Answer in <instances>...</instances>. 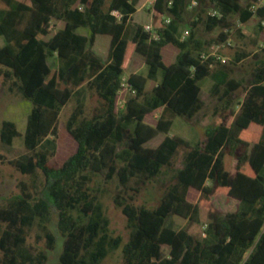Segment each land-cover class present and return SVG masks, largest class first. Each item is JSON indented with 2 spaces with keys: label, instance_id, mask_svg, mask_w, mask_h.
Returning a JSON list of instances; mask_svg holds the SVG:
<instances>
[{
  "label": "trees",
  "instance_id": "obj_1",
  "mask_svg": "<svg viewBox=\"0 0 264 264\" xmlns=\"http://www.w3.org/2000/svg\"><path fill=\"white\" fill-rule=\"evenodd\" d=\"M136 1L0 0V86L30 102L22 132L0 120V143L19 136L25 149L11 158L0 153L22 176L19 192L0 203V264L44 263L45 252L27 236L35 228V240L54 247L51 207L61 237L56 264H105L117 249L115 264H264V58L252 53L256 60L243 80L232 73L249 53L239 49L221 63L207 52L231 34L244 36L232 17L240 24L256 20L248 37L264 51V9L196 0L185 22L189 0H151L152 38L143 24L131 23ZM181 24L188 31L182 40ZM198 24L207 32L217 28L216 37H197ZM98 36L107 40L104 52ZM134 53L147 72L124 76ZM203 77L214 99L204 139L168 135L174 116L189 120L202 109ZM87 95L96 102L89 113ZM71 99L64 131L72 146L58 158L59 113ZM158 133L157 143L145 144ZM164 169L173 181L156 204H135L134 196ZM97 175L115 183L111 201L125 217V240L110 230L100 190L90 184ZM215 196L235 200L234 209H216ZM169 214L199 228L166 224Z\"/></svg>",
  "mask_w": 264,
  "mask_h": 264
},
{
  "label": "rangeland",
  "instance_id": "obj_2",
  "mask_svg": "<svg viewBox=\"0 0 264 264\" xmlns=\"http://www.w3.org/2000/svg\"><path fill=\"white\" fill-rule=\"evenodd\" d=\"M149 0H137L136 1V11L132 14L131 23H151L152 17L148 11ZM196 12V7L187 9L185 22L192 19ZM232 21H236L235 17L231 18ZM186 24V23H185ZM185 24H181L180 30L183 29ZM240 30L243 33V37H237L235 34L229 35L230 44L224 46L220 49V53L226 58V62H229L234 56L235 52L239 49L244 50L249 53L248 56L242 58L235 66L232 76L237 79H247L251 69L253 68V62L258 58H264V51H260L258 47L252 44L248 37V33L254 34L257 30L256 20H249L242 25L239 24ZM80 33L87 34L86 28H79L77 30ZM218 29L215 28L211 31H205L201 24L197 25L196 35L203 40L214 39L217 35ZM97 43L100 45L102 52L105 51L107 40L105 37L98 36ZM214 44V43H213ZM212 44V45H213ZM210 49V47H209ZM208 49V50H209ZM256 52L258 57L253 59L252 53ZM48 64L51 67L56 66V59L54 56L48 57ZM134 71L140 74H146L147 67L143 63L142 58L137 53H134L130 59V62L124 71V76L127 73ZM159 79V73L155 75ZM211 80L209 77H203L199 80V96L202 99L204 105L202 109L195 115V117L186 120L181 116H174L172 119V124L170 126L168 135L176 134L181 136L191 143L196 141H202L204 139V126L211 121V109L214 104V99L209 96V87ZM239 93V90H238ZM120 97L118 96V99ZM73 99L69 100L65 105L62 106L59 113V120L57 125V136L55 137V151L56 157L66 153V151L71 147V142L64 131V120L68 115L70 109L73 106ZM85 112L89 113L91 107L96 103L95 98L89 95L85 99ZM30 102L20 95L18 90L14 87L11 89L7 86H0V120L5 118L14 122L17 130L23 131L26 114L29 110ZM163 137L162 133H158L154 138L146 142L148 146H152L157 143ZM25 149L22 145L21 137H14L11 145H3L0 143V153H2L6 158H11L24 153ZM179 164H177L178 166ZM22 179L21 174L15 170L12 166L5 162H1L0 159V203H3L6 198L19 192L18 183ZM173 181L172 170H165L162 174L155 180L146 184L135 196L133 202L135 204H144L148 207L154 206L157 199L163 190V188ZM91 186L98 188L100 191L99 198L101 200L104 211L109 219V228L114 235H120L122 240L127 237V231L125 228V217L120 212L119 208L115 207L111 201V193L115 190L114 182H105L101 176H93L91 181ZM213 204L221 212L228 210H233L236 202L235 200L224 198L221 196L213 197ZM51 223L50 228L55 234V245L52 249H47L44 247L43 240H35V228L29 231L27 236V243L32 245L36 250H43L46 254V259L43 264H56L57 255L61 249V237L55 226L56 214L53 207H51ZM165 223H172L175 228L179 227H191L198 229L199 226L196 224H190L184 218L176 216L174 214H169L165 219ZM119 256V249L115 250L111 255L107 256L104 260L105 264H115Z\"/></svg>",
  "mask_w": 264,
  "mask_h": 264
},
{
  "label": "built area",
  "instance_id": "obj_3",
  "mask_svg": "<svg viewBox=\"0 0 264 264\" xmlns=\"http://www.w3.org/2000/svg\"><path fill=\"white\" fill-rule=\"evenodd\" d=\"M242 4H245L246 8L252 12H254L256 9H264V0H253L247 3V0H239ZM148 4H151V0L148 1ZM196 0H189L188 7H196L197 6ZM207 12L210 15H219L217 11L209 7L207 9ZM110 13L115 16L116 18H119L120 14L116 10H111ZM164 21H168V17H164ZM260 24L264 26V18L259 20ZM240 23L236 20V25H239ZM143 29L150 34L152 38L156 37V32L154 28L152 27L151 23H145L143 24ZM188 31L187 29H183L179 34V39L182 40L187 35ZM230 44V37L227 36L224 40L219 41L218 43H215L210 46V49L207 51L208 54H212L215 59L219 60L221 63L226 62V58L219 52L220 49L224 46H227ZM259 46L264 47V36L263 40L259 43ZM119 102V101H118ZM204 233L202 232V236Z\"/></svg>",
  "mask_w": 264,
  "mask_h": 264
},
{
  "label": "crops",
  "instance_id": "obj_4",
  "mask_svg": "<svg viewBox=\"0 0 264 264\" xmlns=\"http://www.w3.org/2000/svg\"><path fill=\"white\" fill-rule=\"evenodd\" d=\"M242 25V24H241ZM242 33V32H241ZM84 34V33H83ZM243 34V33H242ZM248 34H251V33H248ZM128 74V73H127Z\"/></svg>",
  "mask_w": 264,
  "mask_h": 264
}]
</instances>
